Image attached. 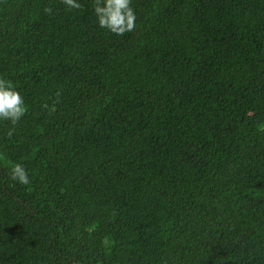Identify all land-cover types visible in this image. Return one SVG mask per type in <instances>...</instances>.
I'll return each mask as SVG.
<instances>
[{
    "label": "trees",
    "instance_id": "trees-1",
    "mask_svg": "<svg viewBox=\"0 0 264 264\" xmlns=\"http://www.w3.org/2000/svg\"><path fill=\"white\" fill-rule=\"evenodd\" d=\"M78 2L0 0V264H264V0Z\"/></svg>",
    "mask_w": 264,
    "mask_h": 264
},
{
    "label": "clouds",
    "instance_id": "clouds-1",
    "mask_svg": "<svg viewBox=\"0 0 264 264\" xmlns=\"http://www.w3.org/2000/svg\"><path fill=\"white\" fill-rule=\"evenodd\" d=\"M62 3L69 11L79 10L82 7L78 0H62ZM131 5L132 0H94L93 10L99 27L120 36L134 31L137 17L135 9ZM44 12L51 15L53 9L51 6H45ZM60 95V92L56 93L57 98ZM44 107L47 108L48 105L45 104ZM27 111L28 107L22 94L10 80L0 77V121L11 122L13 127L6 133L9 138L14 134L15 126ZM258 130L264 132V127H260ZM11 179L22 185L30 183L28 172L20 163L11 167Z\"/></svg>",
    "mask_w": 264,
    "mask_h": 264
}]
</instances>
